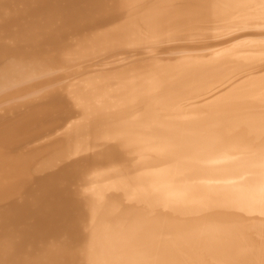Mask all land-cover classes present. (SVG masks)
I'll return each instance as SVG.
<instances>
[{
	"label": "bare ground",
	"instance_id": "1",
	"mask_svg": "<svg viewBox=\"0 0 264 264\" xmlns=\"http://www.w3.org/2000/svg\"><path fill=\"white\" fill-rule=\"evenodd\" d=\"M213 22L245 28L181 61ZM263 25L264 0H0V264H264Z\"/></svg>",
	"mask_w": 264,
	"mask_h": 264
},
{
	"label": "rangeland",
	"instance_id": "2",
	"mask_svg": "<svg viewBox=\"0 0 264 264\" xmlns=\"http://www.w3.org/2000/svg\"><path fill=\"white\" fill-rule=\"evenodd\" d=\"M220 21H221V20H220ZM220 23H221V22H219V23H215V25H214V22H213V23H212V26H211L212 29L209 30V31H207L206 34H205L204 36H202L203 39L200 37L201 40H199L200 38H198L197 36H195V37L192 36V37H191V36H189V35H184V36L178 37V38L175 40V42H173V43H174V44H175V43L178 44L179 41H180L179 43H183V45L186 43L184 49H183V46L181 47L182 44H181V45L179 44V45H180V48H181V50H180V49L178 48L179 45H178V46H177V45L173 46L174 44H173V43H170V41L167 42L168 40H166V41H161L162 43L160 42L159 44H160V46H161L162 48H163L162 44H163V43L165 44V45L163 44V45H164V48H163V49H166L165 47L168 46V44H170V45L172 44V45H171L172 47H171L170 45H169L168 47L171 48V49L174 48V47H175V48L177 47V48H176V49H177V53H179L178 51L180 50V52H181L182 54H185V53H183V52H184V51L186 52V51L189 50V48H188V50H187V48H186V47H188L189 45L192 46L193 49H195V48H194L195 46H193L194 44H192L194 40H195V42H196L197 44H198L200 41H202V40H204V41H205V40H208V41L212 40V41H213V44H214V41H218L219 43H220V42H222V43H223V42H224V43H227V42H226V41H228L227 39H230V40H231V39L233 38V37L231 36V35H233V32H232V31H236V32H237V31H240L239 28H242V29L245 28L244 26H242V27H241V26H234V25H232L231 23H229V24H230V27H229V24H228V25H227V24H222V25H221ZM216 24H217V25H216ZM226 25H227L228 28L226 27ZM220 26H221V27H220ZM222 26H224V27H222ZM231 26H232V27H231ZM238 27H239V28H238ZM256 27H257V26H256ZM214 28H215V29H214ZM237 28H238V30H236ZM259 28H264V25H263V27H260V26H259ZM259 28H258V29H259ZM225 31H226V33H225ZM231 32H232V33H231ZM236 32H235V33H236ZM256 32H259L258 34H260L261 31H256ZM207 33H208V34H207ZM215 33H217V36H215V35H216ZM235 33H234V34H235ZM252 33L255 34V32H252ZM262 33L264 34V31H262ZM262 33H261V34H262ZM196 34H198V32H197ZM228 34H231V35H230L231 38H229L230 36H229ZM254 34H253V35H254ZM256 34H257V33H256ZM258 34H257V35H258ZM222 35H223V36H222ZM224 35H227V36H226L227 39L225 38ZM236 35H237V34H235V36H236ZM254 36H255V35H254ZM207 37H208V38H207ZM215 37H216V38L218 37V38H217V39H214ZM219 37H223L224 40H223V41H222V40L219 41L220 39H222V38H219ZM195 38H197L199 41H196ZM211 38H212V39H211ZM181 40H182V41H181ZM184 40H185V41H189V42H185ZM183 41H184L185 43H184ZM191 41H192V42H191ZM208 41H206V42H208ZM202 42H203V41H202ZM202 42H200V43L203 44ZM218 42H217V43H218ZM228 42H229V41H228ZM187 43H190V44H189L188 46H186ZM159 44L157 45L158 47H159ZM197 44H195V45H197ZM205 44L207 45V44H209V42H208V43H205ZM210 44H211V43H210ZM210 44H209V45H210ZM213 44H212V45H213ZM198 45H199V44H198ZM200 46H201V45H200ZM200 46H198V48H199ZM196 47H197V46H196ZM205 47L208 48V49H210L209 46H205ZM205 47L203 46L204 50H205V51H206V50L208 51V49H205ZM211 47H213V46H211ZM162 48H160V49H162ZM190 48H191V47H190ZM198 48H197V49H198ZM200 48H202V46H201ZM203 48H202V51H203ZM156 49H157V47H156ZM158 49H159V48H158ZM158 49H157V50H158ZM171 49H168V50L172 52L173 49H172V50H171ZM176 49H174L175 51L173 50L174 52H172V53L175 54ZM178 49H179V50H178ZM182 49H183L184 51H183ZM166 50H167V49H166ZM166 50H165V51H166ZM168 50H167V51H168ZM200 50H201V49H200ZM167 51H166L165 53H167ZM191 51H192V52H191ZM191 51L189 50V52L186 53L187 56H186V54H185V56H184V55L181 56V58H182L181 61H185V60H186L187 62H190L189 60H193L192 57H193L194 55H190V54H193V51L197 52V50H192V49H191ZM198 51H199V50H198ZM202 51H199V52H202ZM158 52H159V51H158ZM160 52L163 53L161 50H160ZM195 52H194V53H195ZM161 53H160V54L157 53V55H158V54L161 55ZM169 53H170V52H169ZM169 53H167V54H169ZM181 53H180V55H182ZM174 54H172V55H174ZM188 54H189V56H188ZM150 55H151V54H150ZM154 55H156V54H154ZM162 55H163V54H162ZM165 55H166V54H165ZM165 55H164V56H165ZM169 55H171V53H170ZM164 56H163L162 59H164ZM159 57H162V56H159ZM179 57H180V56H179ZM165 58H166V57H165ZM166 60L171 61V60H173V59H171V57H170V59H169V58H166ZM176 178H177V174H176V176H175V173H173L172 177H169V178H168L169 180H167V176H166V178H165V183H169V184H168V185H169V190L175 188V182H176L175 179H176ZM174 181H175V182H174ZM170 193H171L170 195L173 194L172 191H170ZM183 194H184V193H183ZM256 208H257V211L259 212V217H260V218L264 217V193H263V197L260 198L259 202L257 203V207H256Z\"/></svg>",
	"mask_w": 264,
	"mask_h": 264
}]
</instances>
